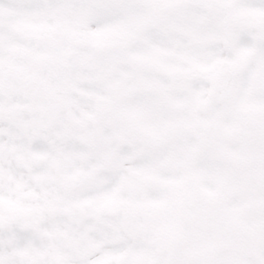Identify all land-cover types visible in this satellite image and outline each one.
I'll use <instances>...</instances> for the list:
<instances>
[{
  "label": "snow or ice",
  "instance_id": "obj_1",
  "mask_svg": "<svg viewBox=\"0 0 264 264\" xmlns=\"http://www.w3.org/2000/svg\"><path fill=\"white\" fill-rule=\"evenodd\" d=\"M0 264H264V0H0Z\"/></svg>",
  "mask_w": 264,
  "mask_h": 264
}]
</instances>
